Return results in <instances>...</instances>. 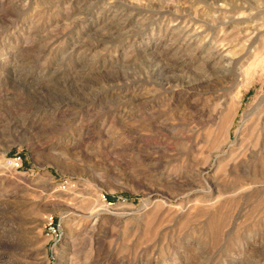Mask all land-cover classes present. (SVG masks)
Returning a JSON list of instances; mask_svg holds the SVG:
<instances>
[{
  "label": "rangeland",
  "instance_id": "374dc122",
  "mask_svg": "<svg viewBox=\"0 0 264 264\" xmlns=\"http://www.w3.org/2000/svg\"><path fill=\"white\" fill-rule=\"evenodd\" d=\"M0 264H264V0H0Z\"/></svg>",
  "mask_w": 264,
  "mask_h": 264
},
{
  "label": "bare ground",
  "instance_id": "6f19581e",
  "mask_svg": "<svg viewBox=\"0 0 264 264\" xmlns=\"http://www.w3.org/2000/svg\"><path fill=\"white\" fill-rule=\"evenodd\" d=\"M236 23V22H235ZM228 48V47H227ZM216 52V51H215ZM224 53H226V52H224ZM228 53V52H227ZM230 53V52H229ZM220 57H222V59H223V61L224 62H226V64H228V63H230L232 60V58H229V54H224V55H222L221 56V54H220Z\"/></svg>",
  "mask_w": 264,
  "mask_h": 264
},
{
  "label": "built area",
  "instance_id": "2783aa9c",
  "mask_svg": "<svg viewBox=\"0 0 264 264\" xmlns=\"http://www.w3.org/2000/svg\"><path fill=\"white\" fill-rule=\"evenodd\" d=\"M11 163L13 164V167L14 166L18 167L19 163H20V159L18 157H14V158H12Z\"/></svg>",
  "mask_w": 264,
  "mask_h": 264
}]
</instances>
